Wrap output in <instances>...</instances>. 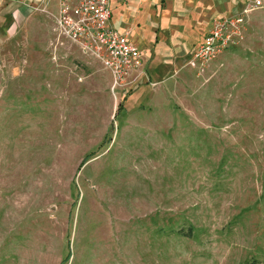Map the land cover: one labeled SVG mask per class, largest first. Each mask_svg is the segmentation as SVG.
<instances>
[{
	"label": "rangeland",
	"instance_id": "1",
	"mask_svg": "<svg viewBox=\"0 0 264 264\" xmlns=\"http://www.w3.org/2000/svg\"><path fill=\"white\" fill-rule=\"evenodd\" d=\"M237 40L112 89L0 5V264H264V8Z\"/></svg>",
	"mask_w": 264,
	"mask_h": 264
},
{
	"label": "built area",
	"instance_id": "2",
	"mask_svg": "<svg viewBox=\"0 0 264 264\" xmlns=\"http://www.w3.org/2000/svg\"><path fill=\"white\" fill-rule=\"evenodd\" d=\"M41 1L46 6L51 0ZM261 8H264V0H246L239 12L215 19L202 42L195 47L190 63L195 62L203 69L207 62L238 41L247 15ZM53 17L54 29L60 38L96 58L109 70L112 89L148 82L142 52L130 41L127 31L111 22L110 0H57Z\"/></svg>",
	"mask_w": 264,
	"mask_h": 264
},
{
	"label": "crops",
	"instance_id": "3",
	"mask_svg": "<svg viewBox=\"0 0 264 264\" xmlns=\"http://www.w3.org/2000/svg\"><path fill=\"white\" fill-rule=\"evenodd\" d=\"M244 3L245 0H110L111 22L127 31L130 41L142 52L148 75L160 77L166 70L175 69L177 61L189 63L198 40H203L213 20L239 12ZM2 4L14 8L21 4L45 5L41 0H0ZM45 7L56 13L57 0Z\"/></svg>",
	"mask_w": 264,
	"mask_h": 264
}]
</instances>
